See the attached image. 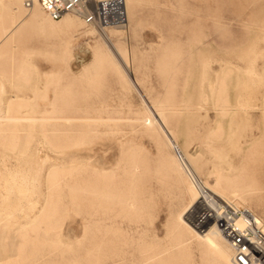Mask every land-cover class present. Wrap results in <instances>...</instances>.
Wrapping results in <instances>:
<instances>
[{
  "label": "rangeland",
  "instance_id": "obj_1",
  "mask_svg": "<svg viewBox=\"0 0 264 264\" xmlns=\"http://www.w3.org/2000/svg\"><path fill=\"white\" fill-rule=\"evenodd\" d=\"M26 1L0 0V121L34 118L0 133V264H231L191 226L188 170L264 220V0H121L126 25L105 33L122 65L81 21L41 33ZM83 46L108 62L72 71ZM175 157L188 169L166 170ZM51 172L55 213L30 227Z\"/></svg>",
  "mask_w": 264,
  "mask_h": 264
},
{
  "label": "built area",
  "instance_id": "obj_2",
  "mask_svg": "<svg viewBox=\"0 0 264 264\" xmlns=\"http://www.w3.org/2000/svg\"><path fill=\"white\" fill-rule=\"evenodd\" d=\"M37 4L51 20L74 16L95 29L125 21L121 0H37ZM33 5L32 0L26 1L27 8ZM199 196L190 215L191 226L201 233L217 227L232 251V264H264V220L207 188Z\"/></svg>",
  "mask_w": 264,
  "mask_h": 264
},
{
  "label": "bare ground",
  "instance_id": "obj_3",
  "mask_svg": "<svg viewBox=\"0 0 264 264\" xmlns=\"http://www.w3.org/2000/svg\"><path fill=\"white\" fill-rule=\"evenodd\" d=\"M10 1V0H9ZM16 1H18V0H16ZM33 2H34V7L35 6H37L39 9H40V7L38 6V4H37V0H32ZM124 2V1H123ZM125 3L126 2H124V5H125ZM0 8H3V6H1V3H0ZM41 10V9H40ZM2 11H3V9H2ZM1 11V12H2ZM42 11V10H41ZM43 12V11H42ZM122 12H123V15L125 14V21H123V24L122 25H118V26H112L113 28H116V27H123L124 25H126V22H127V14H128V11H127V8H123V10H122ZM44 13V12H43ZM45 14V13H44ZM46 15V14H45ZM47 16V15H46ZM48 17V16H47ZM49 18V17H48ZM50 19V18H49ZM0 21H3V17H2V14L0 13ZM81 20L80 19H78V18H71V17H69V16H65L64 17V19H63V27H61V28H55L54 27V23L53 22H56V21H54V20H51L50 19V21H48V20H46V19H42L39 15H36V14H34L33 16H31V18H30V20H29V22L30 23H32L33 25H36V28L38 27V29L41 31V33L43 32L44 34H55V33H59V34H61V33H63V32H69V31H71V32H73L75 29H76V27H77V24H79V22H80ZM82 22V21H81ZM60 23V22H59ZM83 24H84V22H82ZM59 27V26H58ZM112 27H106V26H104V28H101V29H96L97 31H99V33H100V35H101V37H102V39H103V41H104V43L106 44V49H107V51H108V53L111 55V56H113V58L115 57V56H117L118 57V59H119V63H118V61H117V64H119L120 65V63H121V61H122V56H121V54H120V50H118L115 46H114V44L112 43V41H111V39H110V37H108V35H107V33H105V31L107 30V29H109V28H112ZM16 28V27H15ZM15 28H12V29H10V30H8V31H3L4 32V35L6 36V38L8 37V36H10L12 33H13V30H15ZM37 29V30H38ZM3 30H4V27H3ZM75 32V31H74ZM3 51V50H2ZM113 51H115V56H114V54H113ZM1 56H3V54H1ZM4 57V56H3ZM2 57V58H3ZM114 60H116V59H114ZM0 61H1V59H0ZM2 62H3V59H2ZM1 62V63H2ZM107 63L108 62V60H107V57L101 52V49L99 48V47H96V48H92V49H89L88 47L86 48L85 46H83V47H81L79 50H78V52H76L74 55H73V63L71 64V66H70V68H71V70L72 71H74V72H79V71H83V72H85L87 69V67L88 66H90V65H97V66H101V65H103L104 63ZM123 63V62H122ZM122 63H121V65H122ZM108 65V64H107ZM2 66H3V63H2ZM1 67V66H0ZM104 68V67H103ZM105 68H106V66H105ZM97 69V68H96ZM117 69V68H116ZM105 70V69H104ZM125 71L129 74V77H128V80H129V83L136 89L137 88V84L135 83V81H134V79H133V77H132V75H131V73L127 70V69H125ZM124 71V72H125ZM2 88V87H1ZM1 90V89H0ZM1 92H2V90H1ZM15 96V95H14ZM13 97V96H12ZM11 97V98H12ZM18 99V98H17ZM13 100H15L14 98H13ZM143 100V99H142ZM16 101H11V102H9V104H8V108H10L11 106H12V104L13 103H15ZM11 103V104H10ZM10 111V110H9ZM151 110H149V112H150ZM17 112H18V109H17ZM16 112V113H17ZM151 113V112H150ZM4 114H7L6 116H5V124H3L1 121H0V133H10L11 135H15V133H17V132H21V131H25V129H24V127L25 126H23V124L22 123H24V122H27V123H29V122H34V118H28V117H25V116H23V115H10V113L8 112V111H6V113H4ZM19 114H20V112H19ZM2 116V115H1ZM0 116V119L2 118ZM154 116V115H153ZM161 116V115H160ZM4 118V117H3ZM155 120V119H154ZM157 123H159V122H157ZM160 125V124H159ZM161 126V125H160ZM164 128V127H163ZM220 129V128H219ZM164 130V129H163ZM168 133V132H167ZM12 137H14V136H12ZM166 138H167V136H166ZM169 138V137H168ZM168 140V139H167ZM173 140V139H172ZM173 141H171V139L170 140H168V141H166V144H167V146H170L172 149H175V152L177 151L176 150V148H174V144L172 143ZM175 143V142H174ZM14 146V144L12 143L11 144V146ZM177 145V144H176ZM10 146V147H11ZM12 146V147H13ZM20 146H19V144H17V148H19ZM36 148V147H35ZM77 149V148H76ZM75 149V150H76ZM74 151V150H73ZM65 153V152H64ZM176 155L175 156H177V154H178V151L175 153ZM179 155H181V154H179ZM37 157H39V156H37ZM181 157V156H180ZM42 158V157H41ZM178 159L181 161L182 160V163L180 162V161H178ZM225 159H226V157H225ZM223 160V159H222ZM36 161V160H35ZM34 161V162H35ZM40 161V160H39ZM44 161V160H43ZM41 162V161H40ZM45 162V161H44ZM32 163V162H31ZM36 163V162H35ZM180 164V166L182 167V166H184V164H183V159H181V158H174V159H171L167 164H166V170L169 168L170 170H172L171 169V165L173 166H176V164ZM33 165H34V163H33ZM87 165V164H86ZM188 165V164H187ZM80 166V165H79ZM168 166H170V167H168ZM73 167H75V166H73ZM84 167V166H83ZM36 168V167H35ZM39 168V167H38ZM184 168H186V170L188 169V166L186 167V166H184ZM30 169H32V168H30ZM169 170V171H170ZM185 170V171H186ZM190 170V169H189ZM188 170V172H189V177L191 178L190 179V181L192 180V181H194V183L191 181V187H190V196H192V194L193 193H196L197 195L199 194H201V193H204V190H205V188H207V187H205L204 186V188L202 187V186H200L197 182H196V180H197V178H195V175H193V173H190L191 171H189ZM35 170H33V172H34ZM37 171V170H36ZM41 172V171H40ZM174 172V171H173ZM221 172V171H220ZM36 173V172H35ZM40 176V175H39ZM187 177V176H186ZM15 178H16V176H15ZM48 182H49V187H48V189H49V191H51L52 190V193H50L51 195H48V199H47V202H46V200H45V202H46V204H48L49 206V208L47 209V211H44V207H42V209H41V211H39V213H38V215L37 216H35V217H33V221L31 222V225H30V227L31 226H33V225H35L36 223H38L40 220H42V221H45V220H47V219H49V218H51V217H53V214L55 213L54 212V207H55V203L52 201V199L55 197L54 195H56L55 193L57 192V186H58V181L60 180L59 178H58V175L57 174H55V173H53V172H51L50 174H49V176H48ZM224 178V177H223ZM196 179V180H195ZM20 181V180H19ZM21 181H22V179H21ZM25 181V180H24ZM32 182V181H31ZM231 182H232V180H231ZM230 182V183H231ZM29 183V182H28ZM59 183H60V181H59ZM24 184V183H23ZM21 187V186H20ZM27 188V187H26ZM229 188V187H228ZM28 189V188H27ZM208 189V188H207ZM22 190V189H21ZM189 191V190H188ZM217 191V190H216ZM35 193V192H34ZM26 194H28V193H26ZM217 194V193H216ZM199 195H198V197H199ZM219 196H221V195H219ZM27 197V196H26ZM31 197V196H30ZM27 201V200H26ZM189 201L191 202V203H193V201H192V199L191 198H189ZM199 202V201H198ZM33 203V202H32ZM32 203L30 204L31 206H32ZM194 204V203H193ZM22 205V204H21ZM30 206V207H31ZM26 207V206H25ZM21 208V207H20ZM186 210H187V208H186ZM44 211V213H45V215L44 216H41L40 217V214L42 213ZM183 223V222H182ZM185 228V227H184ZM187 228V227H186ZM188 229V228H187ZM185 231H186V229H185ZM188 231V230H187ZM208 232V231H207ZM206 232V233H207ZM202 234H204V233H202ZM203 237H202V242H204V246H205V249L207 250V252L210 254V255H215V256H218V257H220V258H222V257H224L225 255L222 253V250H221V248L219 247V241H222V242H225V244H226V246L228 247V249H229V251H230V256H231V264H232V257H233V255H232V251H231V249H230V247H229V245H228V242H227V240L222 236V234L220 233V230L217 228V227H215V226H211L210 227V232H209V234L208 235H206V234H204V235H202ZM187 242V241H186ZM55 243H57V244H65L62 240H60V238H58L57 240H56V242ZM184 243V242H183ZM199 243V242H198ZM202 244V243H201ZM200 245V244H199ZM198 245V246H199ZM203 245V244H202ZM65 246V245H64ZM182 246V245H181ZM201 246V245H200ZM222 246V245H221ZM225 248V247H224ZM226 249V248H225ZM227 249V250H228ZM226 250V251H227ZM228 255V256H229ZM226 257V256H225ZM228 260V259H227ZM229 261V260H228ZM226 262V261H225ZM228 263V262H227ZM221 264V263H220Z\"/></svg>",
  "mask_w": 264,
  "mask_h": 264
}]
</instances>
